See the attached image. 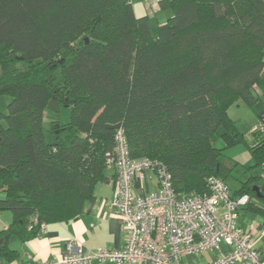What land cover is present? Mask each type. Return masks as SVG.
<instances>
[{
  "label": "trees",
  "instance_id": "1",
  "mask_svg": "<svg viewBox=\"0 0 264 264\" xmlns=\"http://www.w3.org/2000/svg\"><path fill=\"white\" fill-rule=\"evenodd\" d=\"M157 4L170 14L153 31L132 0H0V97L10 98L0 111V213L12 214L0 235L37 236L35 215L77 218L109 166L116 177L119 129L133 158L168 169L179 195L210 193L211 176L226 180L233 162L219 137L245 141L264 168V134L247 141L228 110L264 92V0ZM51 100L70 118L51 120L50 142ZM259 178L236 192L249 194L244 208L260 210ZM4 256H15L6 243Z\"/></svg>",
  "mask_w": 264,
  "mask_h": 264
},
{
  "label": "built area",
  "instance_id": "2",
  "mask_svg": "<svg viewBox=\"0 0 264 264\" xmlns=\"http://www.w3.org/2000/svg\"><path fill=\"white\" fill-rule=\"evenodd\" d=\"M252 130L264 134V114ZM116 151L111 205L125 229L124 245L93 250L71 237L60 257L37 260L28 253L31 264H264L252 234L239 224L249 194L233 195L222 178L211 176L210 193L179 195L162 163L131 156L123 129L116 134ZM32 222L30 227L40 224L38 235L47 232L37 215ZM209 251L217 252L210 261L189 259Z\"/></svg>",
  "mask_w": 264,
  "mask_h": 264
},
{
  "label": "crops",
  "instance_id": "3",
  "mask_svg": "<svg viewBox=\"0 0 264 264\" xmlns=\"http://www.w3.org/2000/svg\"><path fill=\"white\" fill-rule=\"evenodd\" d=\"M132 3L137 16H149V23L153 31L170 14V11L159 8L157 0H151L148 3L142 0H132ZM258 167L262 171L263 166ZM106 175L108 180L96 184L94 197L84 203L83 210L77 218L68 221L49 222L47 223L46 233L33 236L26 240L19 235L6 237L1 234L0 247L6 243L7 248L15 256L10 260L5 256L0 258V264H31L33 260L28 257V253L32 254L34 259L37 260L60 257L67 240L71 237L78 238L88 248L93 250L102 247H122L125 243V229L120 217L111 205L113 180L115 178L114 166L107 168ZM243 182H240L236 190L233 191L227 183L233 195H236V192L240 190ZM255 184L262 186L261 178ZM253 202V206L258 207L260 210L243 208L239 218V224L244 232L252 234L255 245L264 260V211H262L264 210V202L258 196L253 199ZM11 220L12 214L4 213V211L0 213V232L9 228ZM206 253L202 255L203 258H207L205 261H210L217 255V253L211 251ZM89 264L116 263L95 260Z\"/></svg>",
  "mask_w": 264,
  "mask_h": 264
},
{
  "label": "rangeland",
  "instance_id": "4",
  "mask_svg": "<svg viewBox=\"0 0 264 264\" xmlns=\"http://www.w3.org/2000/svg\"><path fill=\"white\" fill-rule=\"evenodd\" d=\"M156 30L157 27L154 28V31ZM9 99V96L6 95L0 97V111H7ZM228 110L231 117L235 120L237 129L241 133L246 134L247 141L251 140V131L259 123L260 113L264 111V92L260 95V99H258L253 105H250L243 100H239L237 103L231 105ZM54 118H61L63 121H68L70 118V108H64L61 112H58L55 109L54 100H51L49 103L45 112L44 129L46 139L50 142L53 140L50 123ZM217 146L224 147V154L233 162L231 172L226 178V183L232 188V191L236 190L239 183L247 180L248 177L260 175L261 168L255 165L251 148L245 143V141L229 144L223 138L219 137L217 140ZM154 187V184H151L149 189H153ZM4 213H9L11 215L10 211H4ZM213 252L217 253L216 251ZM189 259L192 261H205L207 258H203L202 255L199 254L198 256L192 255Z\"/></svg>",
  "mask_w": 264,
  "mask_h": 264
}]
</instances>
